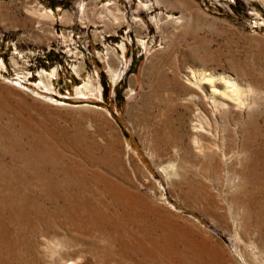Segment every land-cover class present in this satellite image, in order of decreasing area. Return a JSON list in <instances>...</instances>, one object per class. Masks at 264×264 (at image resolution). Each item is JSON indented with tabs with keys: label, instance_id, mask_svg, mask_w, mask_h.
<instances>
[{
	"label": "rangeland",
	"instance_id": "rangeland-1",
	"mask_svg": "<svg viewBox=\"0 0 264 264\" xmlns=\"http://www.w3.org/2000/svg\"><path fill=\"white\" fill-rule=\"evenodd\" d=\"M0 128V264H264V0H0Z\"/></svg>",
	"mask_w": 264,
	"mask_h": 264
},
{
	"label": "bare ground",
	"instance_id": "bare-ground-1",
	"mask_svg": "<svg viewBox=\"0 0 264 264\" xmlns=\"http://www.w3.org/2000/svg\"><path fill=\"white\" fill-rule=\"evenodd\" d=\"M43 73L44 72H42V74ZM188 84L192 88L190 89V93L187 94V96L189 95L187 99H189L190 102L196 105L195 98L199 97V95L197 94V91H199L204 94V98H206V100L211 103V106L214 109H216L218 106L220 107L221 105H223L221 103V97L238 101V95L241 93L238 83L235 80L231 79L229 76L221 75V74L215 75L212 72H208L204 70L191 72V80ZM193 113L197 117L196 119L197 121L193 123L192 130L193 132H196L200 129L201 127L200 124L202 123V121L199 116L198 109L196 112ZM3 133L5 139L9 141L11 140L14 142L13 144L19 146L20 143L19 135L13 138L12 135H10V132H8V128H5V130L0 128V137ZM197 134L195 133V135L193 136L195 140L194 142L198 141ZM6 201H7L6 194H2V197L0 198V262L4 259L6 260L8 259V261L13 259L12 258L13 248L10 245L8 239L3 238V236H5L8 232V229L5 227V215L6 214L11 215L10 207L9 205H6Z\"/></svg>",
	"mask_w": 264,
	"mask_h": 264
}]
</instances>
